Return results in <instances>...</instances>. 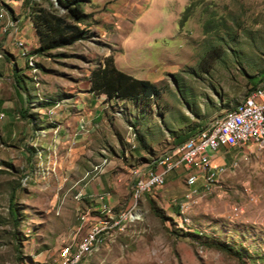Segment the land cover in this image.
<instances>
[{"label":"rangeland","instance_id":"1","mask_svg":"<svg viewBox=\"0 0 264 264\" xmlns=\"http://www.w3.org/2000/svg\"><path fill=\"white\" fill-rule=\"evenodd\" d=\"M37 5L57 10L44 0H0V264H70L89 223L103 217L96 225H104L134 203L92 215L72 183L109 161L154 168L176 150L178 136L196 135L239 107L264 70V0H91L86 38L44 54L35 52L29 17ZM15 39L32 49L36 69ZM108 56L159 95H98L101 121L80 116L75 132L88 151L70 159L63 144L48 146V131L69 102L88 105L90 73ZM249 149L222 150L225 170L207 188L201 179L187 185L193 169L170 172L138 199L141 220L112 231L82 264H264V149ZM72 164L91 173L79 178Z\"/></svg>","mask_w":264,"mask_h":264},{"label":"built area","instance_id":"2","mask_svg":"<svg viewBox=\"0 0 264 264\" xmlns=\"http://www.w3.org/2000/svg\"><path fill=\"white\" fill-rule=\"evenodd\" d=\"M13 43L14 47L23 54V61L33 53L32 49L28 48L26 43L20 39H15ZM263 103L264 82L260 85L259 91L253 93L252 99L246 107L235 113V120L230 124H222V119L216 120L213 124H208L202 132L186 139L179 144L173 153L160 159L154 168L139 172L131 199L138 200L144 194L149 195L152 186H158L159 183L165 182V178L170 172L181 167L202 170V183L208 182V175L217 166L204 164V157L207 156V153H214V156H216L221 150H250L251 146L257 148V143H264ZM209 125H216L215 135H207V127ZM79 127L85 128V123L80 124ZM198 181L187 183V185L194 186ZM101 207H107V205L102 204ZM88 221L90 220L88 219ZM121 221L122 216L115 224ZM109 228L89 223L85 240L78 244L75 253L72 255H80L81 260L85 251L97 242L102 229ZM63 264H69V259Z\"/></svg>","mask_w":264,"mask_h":264},{"label":"crops","instance_id":"3","mask_svg":"<svg viewBox=\"0 0 264 264\" xmlns=\"http://www.w3.org/2000/svg\"><path fill=\"white\" fill-rule=\"evenodd\" d=\"M28 59V63L31 66V62L34 61L31 57ZM33 68L36 69L35 66ZM260 85L256 88L260 87ZM91 96L92 97L89 99L88 105H86L87 101L83 104L84 106H80L77 102L78 100H75L73 103L71 102L73 105L69 102L67 104L68 107H64L65 109L63 108L60 119L58 117L55 118L56 127H53L48 131L51 139L48 146L51 148L55 146L59 148L63 144L62 148L67 154V157L70 159L77 160L79 156H82L88 151L86 149L87 144L85 140L83 141V137L78 136V138H76L77 136L75 135L77 123L81 118L80 116L84 117L88 123L91 121L96 123L101 121L100 112L104 108L101 104L102 102L97 95L95 96L91 93ZM79 98L81 97H78V99ZM88 107H90V109H88ZM51 114H54V111H51ZM45 120L47 121L50 119L46 118ZM134 150V152H130L132 158H136V155L139 153L138 149ZM221 151L213 157L212 161L209 160V162H211L210 164L218 166V168H222L224 166L223 164L227 162L223 158ZM85 155L86 154H84V156ZM106 160L108 161V159ZM72 169H74L75 171L73 172L78 173L80 176L79 178L82 179L87 172L91 173V169H85L83 168V165H79L76 168V166L72 164ZM149 169L151 168H146L143 164L139 163L130 164L109 161V163L105 164L99 173H94L88 178H84L81 184L78 183L75 185V182L72 183L73 186H76L77 188V193L75 195H80L78 198V204L81 205L80 208H84L86 212H91L92 215L106 214L107 211L116 213V210L114 211L113 209H118L131 202V195L135 187L136 179L139 177V172L147 171ZM194 171L196 172V170ZM172 175V173L168 174L166 178L172 177ZM102 204L107 205V207H101ZM90 216L91 215L89 213L84 216L86 221H88V219H94L93 217L90 218ZM114 216L117 215L111 214L110 220H112ZM102 218L103 217H101L96 224H99Z\"/></svg>","mask_w":264,"mask_h":264},{"label":"trees","instance_id":"4","mask_svg":"<svg viewBox=\"0 0 264 264\" xmlns=\"http://www.w3.org/2000/svg\"><path fill=\"white\" fill-rule=\"evenodd\" d=\"M50 7L55 4L57 10L47 9L41 5L30 8L31 18L35 34L39 41L36 53L44 54L50 50L71 45L76 41L83 40L89 33V27L93 23L92 14L86 13L84 7L91 4V0H44ZM188 8L181 18L185 22L189 17ZM19 84L18 81H16ZM264 82V70L261 72L255 85ZM90 92L95 95L105 96L108 99H130L135 101L150 100L159 95L154 83L148 80L137 79L119 70L112 56L106 57L90 73ZM19 86V85H18ZM200 133V132H199ZM195 134H184L174 140L178 145ZM13 195L10 197L9 213L16 221ZM153 208V207H152ZM154 209V208H153ZM178 213V207L176 209ZM194 235H197L194 233Z\"/></svg>","mask_w":264,"mask_h":264},{"label":"bare ground","instance_id":"5","mask_svg":"<svg viewBox=\"0 0 264 264\" xmlns=\"http://www.w3.org/2000/svg\"><path fill=\"white\" fill-rule=\"evenodd\" d=\"M259 88L260 87L253 89V91L246 97L244 102L239 107H237L235 110L230 111L226 115V117H224V119H222V124H230L233 120H235V113L238 110L244 109L246 107V105L251 101L253 93L255 91H259ZM263 113H264V103H263ZM210 124H213V123H210ZM215 134H216V125H209L207 127V135H215ZM257 147L260 150H263L264 149V143H257ZM210 163L211 162H209L208 153H207V156L204 157V164H210ZM224 170H225L224 167L218 168V166H217V168L213 169L212 172L208 175V182H204L203 186L207 188L208 186L215 183L217 181L216 180L217 175L224 172ZM199 179H202V170H196V172L191 173L189 175V177L187 178V183H192L193 181H196ZM163 185H164V182H161L158 184V186H152L150 189V192H152L154 189L161 188ZM189 187H192V186H189ZM133 201H134V203H133ZM133 201H132L133 205L131 206L132 211H127L126 213L114 216L110 222H108V223L106 222L104 225H98L99 227H110V228L109 229H102L101 233L99 234L97 242L91 248H89L88 250L85 251L83 258L80 260V255H76L75 257H73L70 260V264H82V262L85 259H87L88 257L91 256L93 247L95 245H99L102 242H104L107 239V237L110 236L112 231H116L117 229L122 228L124 226V224H126V223H133V222L141 220V218H142L141 211L139 209L135 210L137 207V201L138 200H133ZM121 216H122V221L120 223L115 224L116 221Z\"/></svg>","mask_w":264,"mask_h":264}]
</instances>
